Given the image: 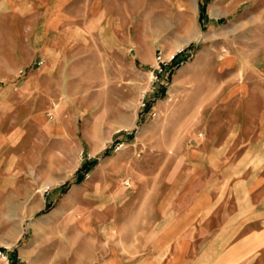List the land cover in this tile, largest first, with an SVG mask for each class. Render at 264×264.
Wrapping results in <instances>:
<instances>
[{
    "label": "rangeland",
    "instance_id": "obj_1",
    "mask_svg": "<svg viewBox=\"0 0 264 264\" xmlns=\"http://www.w3.org/2000/svg\"><path fill=\"white\" fill-rule=\"evenodd\" d=\"M256 2L264 8V0H100L95 30L84 24L79 44L42 65L14 55V32L1 20L0 264H104L111 250L149 249L169 183L197 166L205 182L216 174L191 152L220 151L234 123L247 140L256 135L250 96L230 91L249 77ZM183 43L153 117L140 106L150 66L158 50L169 59ZM119 140L126 146L115 151ZM87 161L96 164L80 181Z\"/></svg>",
    "mask_w": 264,
    "mask_h": 264
},
{
    "label": "crops",
    "instance_id": "obj_2",
    "mask_svg": "<svg viewBox=\"0 0 264 264\" xmlns=\"http://www.w3.org/2000/svg\"><path fill=\"white\" fill-rule=\"evenodd\" d=\"M100 8V0H0V23L8 20L13 53L22 63H54L61 48L85 37L84 24L95 30ZM248 25L249 77L230 91L250 96L256 135L247 140L234 123L220 151L191 152L190 159H206L216 174L205 182L202 168H187L158 200L149 249L111 250L104 264H264V8L257 2ZM19 47L28 50L19 53ZM229 62L235 59L223 60ZM161 218H167L163 224Z\"/></svg>",
    "mask_w": 264,
    "mask_h": 264
},
{
    "label": "built area",
    "instance_id": "obj_3",
    "mask_svg": "<svg viewBox=\"0 0 264 264\" xmlns=\"http://www.w3.org/2000/svg\"><path fill=\"white\" fill-rule=\"evenodd\" d=\"M185 50L181 49L177 51L171 58L167 59L164 57L163 51L158 50L156 57H155V64L150 66L149 74V85L148 88L143 92L141 97V108L145 110L148 108V111L152 113L153 117L158 115L157 110H154L151 105L152 102L158 99V95L164 94L170 95V86H171V73H172V63L178 59V56L181 55ZM44 62L43 60L39 61V65H42ZM23 73V70L20 71ZM170 101L173 98L170 96L168 98ZM53 117V115H50ZM126 146V142L124 140H119L116 145L114 146V150L118 151ZM126 186H131V180L127 179L125 181ZM9 261L10 256H6ZM11 259V258H10Z\"/></svg>",
    "mask_w": 264,
    "mask_h": 264
},
{
    "label": "trees",
    "instance_id": "obj_4",
    "mask_svg": "<svg viewBox=\"0 0 264 264\" xmlns=\"http://www.w3.org/2000/svg\"><path fill=\"white\" fill-rule=\"evenodd\" d=\"M205 7L202 10V15L201 18H203V12H204ZM96 164V161H87L85 162L82 167L78 170V180L82 181L85 179L86 174L93 168V166Z\"/></svg>",
    "mask_w": 264,
    "mask_h": 264
},
{
    "label": "bare ground",
    "instance_id": "obj_5",
    "mask_svg": "<svg viewBox=\"0 0 264 264\" xmlns=\"http://www.w3.org/2000/svg\"><path fill=\"white\" fill-rule=\"evenodd\" d=\"M185 43H186V41H185ZM184 45H185L184 43L178 45V46L176 47V51H179V50L183 49ZM175 53H176V52H174V53L171 55V57H172ZM48 185H51V182H50V183H46V187H47Z\"/></svg>",
    "mask_w": 264,
    "mask_h": 264
}]
</instances>
